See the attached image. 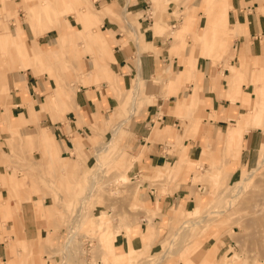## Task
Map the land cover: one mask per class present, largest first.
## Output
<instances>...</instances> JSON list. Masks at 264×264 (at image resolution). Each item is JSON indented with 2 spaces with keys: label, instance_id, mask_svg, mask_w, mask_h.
<instances>
[{
  "label": "rangeland",
  "instance_id": "obj_1",
  "mask_svg": "<svg viewBox=\"0 0 264 264\" xmlns=\"http://www.w3.org/2000/svg\"><path fill=\"white\" fill-rule=\"evenodd\" d=\"M130 1L132 0H120L118 5L116 0H0V33L13 32L16 28L28 46L36 41L40 47H45L49 45L48 43L53 44L61 19H56L53 22L54 29L44 34L47 29L40 26L41 20L48 19L56 11L60 18L73 23L75 28L61 43L62 45L60 47L54 45L59 51L58 61L51 60L56 82L54 92L64 93L62 87H65L67 82L78 81L77 76L81 71L77 69L78 63L91 58L98 59L100 55H104L102 49L89 38L90 35L94 36L98 29L101 31L102 25L97 27L87 23L79 27V24L74 22L75 19L68 7L87 6L96 11L110 3L107 6L114 10L111 20L117 21L120 30L135 40L126 23L131 21L125 9ZM147 2L153 21L150 29L157 27H152L153 25L161 24L162 26L159 25L155 33L169 37V53L178 56L177 62L181 67L185 62L192 63L191 72L179 71L178 74L159 76V82L168 77L170 87L179 85L177 89L181 90V95H184L188 93L189 83L193 84V90L197 89L194 74L198 58L208 59L211 64L219 63L221 68L226 69L230 63L241 66L235 57L238 51L231 47L233 40L240 35L230 34L233 26L228 30L214 28V16L217 10L228 7L225 0H147ZM169 2L175 3L172 15L179 19L174 27L162 19V13L166 11ZM196 2L199 7L194 6ZM197 10H201L202 15L205 16V23L202 25L204 29L207 26L212 29L213 41L207 47H205L206 43L196 40V34H193L201 27L198 23L200 16L195 14ZM220 31L223 34H220ZM204 35L206 34L202 35V39ZM180 41L184 43L173 50L175 44ZM231 58L235 59L231 62ZM27 60L30 61V57L20 53L13 43H0V127L5 128L0 129V241L4 250V259L0 264H9L10 258L13 259V264H168L170 262L183 264V258L187 256L191 258L193 264H264L263 146L259 152L257 165L251 167L252 170L247 169L250 171L233 177L232 180L229 176L234 168L226 165V161L221 162L219 169L215 170L212 167L203 168L207 166H201L199 162L188 163L187 172L190 177L193 173L202 174L197 179L189 178L187 175L185 178L190 186H183L188 190L186 198L191 197L194 200L193 208L199 207L194 216L186 215L181 209L175 210V207H172L173 211H170V214L157 208L151 209L147 195L149 186L160 187L158 195L155 196L158 199L159 194L165 191L162 188L164 183L170 186L169 191H178L182 188L179 187V183L185 180L180 178V174L175 175L171 171L170 167L173 163L168 169H160L159 173L155 172L150 176L142 174L140 178H133L132 173H129L131 167L128 170V167H125L121 157L123 151H128L131 147L124 143L123 133L127 121L123 123V119L126 118L129 110L131 111L132 106L134 108L132 113L137 114L141 109L142 101L136 99L132 103L130 99L132 91L124 92L126 101L118 106L117 114H113L112 123L107 124L106 129L102 128L109 133L105 137L89 135V139L88 137L83 139L84 145L79 149L76 148L79 151L72 150L74 152L70 151L62 155L52 135L58 152V155L52 157L46 154L45 146L47 148L49 145V135L44 134L43 127L52 122L51 115L57 116V109L52 108L50 113L36 117L34 112L31 111L33 114L29 112L33 106L25 105V112L28 110L33 119L30 121L29 116L30 124L20 126L24 113L16 114V119L12 117L10 108H4L7 107L8 99L13 97L14 92L20 93L24 90L19 86L21 81L18 70ZM39 63L41 64L37 69L40 78L24 72L30 84L38 82L43 86V90L36 94L32 88L29 89V99L35 108L45 97L49 99L50 104L54 103L53 91H49L45 84L53 85V80L46 77L47 63L44 59ZM107 66L111 69L110 63ZM177 69L176 67L174 71L176 72ZM243 69H245V79L239 83L242 92H247V89H242V83L244 86H248V83H251L252 87L256 84L264 86V78H259L260 70L253 61ZM231 70L233 72L232 68ZM228 73H230L229 69ZM248 73L249 80H247ZM222 78L226 80V76ZM80 80V85L83 82L90 84L85 76ZM105 83L113 85L112 82ZM17 84V90L13 89V85ZM142 85L141 82V89ZM88 86L98 89L102 84ZM26 90L28 93V89ZM171 94L165 90V97ZM260 94L264 98V91ZM151 100L148 99L146 102ZM254 102L255 96L251 103ZM245 107L249 109L250 106ZM198 110L199 107L195 102L193 107L177 112L176 116L181 119L180 125L184 128L182 135L173 141L160 139L164 144L161 149L163 153L178 154L184 145L182 143L184 139H196L193 125L195 121L191 116L193 115L196 120L203 117L204 114L200 116ZM160 111L163 112L162 107ZM67 116L66 113L64 118ZM184 120H187L186 125L183 123ZM56 121L69 124V121L62 118ZM116 126L120 129L117 130ZM227 126L232 125L228 122ZM262 127L264 129V125ZM76 145L77 143L74 142V147ZM183 153H187V148L183 147ZM89 156L91 158L87 165ZM22 200H28L33 206L35 205L38 214L35 215L36 217L33 216V220L44 223L43 227L37 230L38 237L35 241L24 237L21 216H9L5 211L9 208V201L18 205ZM44 200L55 206L45 207ZM45 210L47 214H44ZM140 224L150 226L153 232L149 242L151 244L153 240L157 242L154 253H148L149 248L146 251L134 249L129 242V249L124 253L109 247L106 237L110 233L116 235V242L118 234L126 236L128 225H135L139 230ZM146 234L147 229L144 232V235ZM45 235L52 239L43 240ZM15 237H23L26 241L16 243ZM32 243L37 245V249H34Z\"/></svg>",
  "mask_w": 264,
  "mask_h": 264
},
{
  "label": "crops",
  "instance_id": "obj_2",
  "mask_svg": "<svg viewBox=\"0 0 264 264\" xmlns=\"http://www.w3.org/2000/svg\"><path fill=\"white\" fill-rule=\"evenodd\" d=\"M225 1L228 7L217 10L214 16V28L219 27L228 30L233 26L230 34L240 35L233 40L231 47L238 51L235 57L241 66L232 65L230 61L232 62L235 58H231L230 64L227 66L230 70L228 73V69L221 68V64H211L208 59L201 60L198 58L196 73L194 74L197 89L193 90V84L189 83L187 84L188 93L184 95H181V90L177 89L179 85L170 87L168 77L161 82L158 78L171 73L178 74L179 71L191 72L192 63L185 62L184 66L181 67L177 62L178 56L169 53V37L166 38L161 33H155L158 31L156 28L161 24L153 25L152 27H157L150 29L153 21L149 14L147 0H132L125 6L129 17H131V21H126V23L135 40L120 30L117 21L111 20V17L114 16V10L107 6L110 3L105 4L101 9L102 11H94L87 6L85 8L68 7L75 19L74 22L79 24V27L87 23L97 27L102 25L103 29L101 31L98 29L95 35H90L89 38L102 49L105 56L100 55L98 59L91 58L78 63L77 69L81 70L77 76L78 81L70 80L67 82L66 86L62 87L64 93L54 92L56 82L54 81L55 75L51 60L58 61L59 51L54 45L59 47L62 45L61 43L75 28L73 23L60 18L56 11L48 19L41 20L40 26L47 29L43 32L44 34L54 29L53 22L56 19H61L53 44L48 43L49 45H45V47H40L36 41L33 42V45L28 46L16 28L13 32H1L0 43H13L20 53L31 59L21 64L18 70L21 81L19 86L24 90L20 93L14 92L13 97L8 99L7 107L4 108H10L12 117L16 119V114L24 113L20 126L29 123L25 105L33 106L36 117L47 112L50 113L52 108L57 109V116L51 115L52 122L45 126L47 131L43 127L44 134L49 135L47 154L54 157L58 155V152L53 143V136L62 155L70 153L72 150L79 151L76 148L82 147L84 145L83 139L86 137L89 139V135L92 137H102L103 135L105 137L109 131H104L102 128L106 129L107 124L112 123L113 114H117L118 106L126 101L123 93L132 91L131 102L134 103L138 99L142 101V104L137 114L132 113L134 110L132 106L131 111L129 110L128 115L123 119V123L127 121V127L123 133L124 143H127L131 148L128 151H123L121 159L125 162V167H128L127 170L131 167L129 173H132L133 178H140L142 174L150 176L155 172L159 173L160 169H168L173 163L170 169L175 175L180 174V178L185 181L187 175L189 178L197 179L202 174L193 173L190 177L189 172H187L188 163L199 162L201 166H207H203V168L212 167L215 170L219 169L221 162L226 161V165L234 168L229 176V179L232 180L233 177L242 172L250 171L247 169L252 170L251 167L257 165L259 152L261 147H264V129L262 127L264 125V98L260 94L264 91V86L256 84L252 87L251 83L244 86L242 83V89H247V92H242L239 87L240 81L245 79V69L243 68L251 61L260 70L259 78H264V0ZM116 2L120 5V0H116ZM174 5L175 3L169 2L166 11L162 13L163 21L170 25L179 20L177 16L172 15ZM194 6L199 7L198 2ZM55 14L57 16H54ZM195 14L200 16L198 23L201 27L193 34H196V40L206 43L205 47H207L213 41L212 29L210 26L205 29L202 26L205 23V16L202 15L201 10H197ZM123 18L125 17L123 16ZM191 20L193 19L191 18ZM241 31L243 33L240 34ZM203 34L206 35L202 39ZM181 43L184 42L180 41L175 44L173 50ZM43 59L47 63L46 77L53 80V85L45 84L49 91H53L54 103L50 104L49 99L45 97L35 108L29 99V89L32 88L36 94L43 90V86L42 83L38 82L30 84L26 80L24 72L32 74L35 78H40L37 68ZM109 63L111 69L107 66ZM94 64L96 67H92ZM176 67L178 69L175 72ZM249 75L248 73L247 80H249ZM83 76L90 84H102V86L97 89L94 86H88L90 84L87 85L86 82L80 85V79ZM222 76H226V80ZM110 79L112 80L110 81ZM181 81L182 79L179 83ZM105 82H112L113 85L110 86ZM141 82L143 83L142 89ZM13 86V89L17 90L18 84ZM57 88L59 90V87ZM158 88H164L172 94L165 97V90ZM26 89H28V93ZM254 96L255 102L251 103ZM148 99H152L151 102H146ZM195 102L199 107L198 114L200 116L204 114L197 120L194 119L193 115L191 116V119L195 121L193 125L196 130V139L187 138L182 141L183 147L187 148L186 154L183 153V147L181 151H178V154L163 153L161 149L164 144L160 139L173 141L182 135L184 128L180 125L181 119L176 114L193 107ZM247 105L250 106L249 109L245 107ZM161 107L163 112L160 111ZM109 111L111 113H108ZM66 113L68 116L64 118ZM61 118L69 121V124L65 125L61 121H56ZM228 122L232 126L228 127ZM183 123L186 125L187 120H184ZM119 126H116L117 130L120 129ZM0 129L4 130L5 128L0 127ZM74 142L77 143L75 147ZM90 158L91 156L87 158L86 164L90 162ZM185 181L179 183V187L182 186V188H179L178 191H169L170 186L164 183L162 188L165 191L159 194L158 199L155 196L158 195L160 187L149 186L147 195L150 199L151 209L157 208L168 211L167 214H170L173 211L172 207H175V210L181 209L186 215L194 216L199 207L193 208L194 200L191 197L186 198L188 190L183 186L188 187L190 183L187 181L185 183ZM9 202V208L6 207L7 210L5 211L9 216H21L24 237L37 240V230L42 228L44 223L33 220V216L38 214L35 211V205L33 206L28 200H22L18 205L13 201ZM43 204L45 207L55 206V204L46 203L45 200ZM44 214H47L46 210ZM145 225L140 224L139 230L135 228V225H128L126 236L124 234L117 235L118 238L114 243L116 251L126 252L129 249V242L134 249L146 251L149 248L148 253H154L157 242L156 240H153L152 244L149 242V237H152L153 232H151L150 226ZM146 229L147 234L144 235ZM156 229L158 230L157 227ZM138 231L139 234H137ZM25 238L15 237L16 243H25ZM44 239L50 240L52 238L45 235ZM31 245L37 249V245L34 243ZM3 253L4 250L0 241V262L4 259ZM9 264H13L12 258L9 259ZM183 264H193V262L187 256V258H183Z\"/></svg>",
  "mask_w": 264,
  "mask_h": 264
},
{
  "label": "bare ground",
  "instance_id": "obj_3",
  "mask_svg": "<svg viewBox=\"0 0 264 264\" xmlns=\"http://www.w3.org/2000/svg\"><path fill=\"white\" fill-rule=\"evenodd\" d=\"M219 27H217V29H218ZM222 31V30H221ZM220 31V34H223V32H221ZM6 35V34H5ZM12 37H13V35H12ZM27 107H29V106H27ZM27 109V108H26ZM27 112V114H28V116L27 117H29L30 116V114H33L32 112H33V107H32V110H30L29 112H30V114L28 113V110H26ZM32 111V112H31ZM19 114H21V113H19ZM23 115V114H22ZM31 117H33L32 115L29 117V118H31ZM32 119L33 118H31L30 119V121H32ZM28 124H30V122L28 123ZM28 128H29V126L26 128L27 130H28ZM33 133V132H32ZM46 154H47V148H46ZM116 235H113V233H112V235H111V233H110V235L109 236H107L106 237V240H107V243H109V247L111 246V248H115L114 247V242H115V239H116V237H115Z\"/></svg>",
  "mask_w": 264,
  "mask_h": 264
},
{
  "label": "built area",
  "instance_id": "obj_4",
  "mask_svg": "<svg viewBox=\"0 0 264 264\" xmlns=\"http://www.w3.org/2000/svg\"><path fill=\"white\" fill-rule=\"evenodd\" d=\"M175 24H172L171 26L174 27Z\"/></svg>",
  "mask_w": 264,
  "mask_h": 264
}]
</instances>
